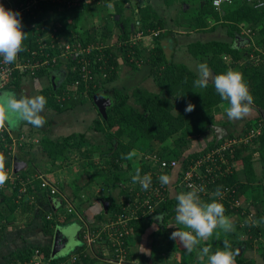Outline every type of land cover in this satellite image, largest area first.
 <instances>
[{"label":"trees","instance_id":"trees-1","mask_svg":"<svg viewBox=\"0 0 264 264\" xmlns=\"http://www.w3.org/2000/svg\"><path fill=\"white\" fill-rule=\"evenodd\" d=\"M21 1L24 0H13L12 2L18 3ZM81 1L82 4L74 10H70L59 3L41 1V11H44L46 14L51 13L50 19L44 20L43 14H38L35 17V14L32 12L22 17L21 20L24 26L23 31L27 33V38L24 41L25 50L21 53L30 56L28 53L29 49L33 50L38 46L36 39L37 29L44 23L51 21L54 22L53 25L58 26L59 34L67 37L70 41L78 39L83 41L85 45L88 43L104 42L101 38L102 36L99 37L98 35L97 26L85 27V30L80 32L81 12L87 10L90 5L89 0ZM165 1L170 6L176 5L174 0ZM203 1L204 3H202ZM94 2L97 3L96 1ZM128 2L129 0H117L114 3L115 12H113V15L117 17L116 24L120 30V41L122 43L118 50L114 45H107L105 43L107 45L106 47L102 48L100 51L97 50L93 52L92 58L97 59V57H102V59L93 65L92 79L90 80L89 87L86 88L83 83L78 90V95L62 101L63 104L58 101V97L54 96L58 93L60 95L63 89L67 88L68 85L81 76L79 68H73V66L76 65V61L68 60L66 63L67 68H64V70L61 68L63 65L61 64L62 62L57 63L53 68V70L56 69L59 76L64 74V81L61 86H57V91H54L53 87H48L46 91V95H48L46 98L48 104L58 111H61L66 108L76 107L87 100H92L94 102L92 97L98 90L109 88L106 84L115 81L119 77L121 65L127 64L136 67L138 64L145 63L150 72L156 77L161 91L155 93L141 88H135L133 90V94L136 96L135 104L129 102L130 95L128 92L124 91V88L119 89L114 87L110 90V94H112V103L107 109L108 116L105 118L100 113V118L95 120L94 126H92V129L104 134L101 146L103 145L105 149H102L101 153L106 154L101 155V157L103 156L104 162L100 165V168H98L99 166L97 161L94 160L93 155L99 147L94 144V146L90 148L88 151L89 155L86 156H88L89 165L95 166L96 172L92 174V172L87 169L88 179L89 181L105 179L111 186H119L122 190L124 186H127L132 181L131 176L135 174V170L131 173L133 160L122 159V156L128 154L133 149L146 153L152 147L153 141H158L163 144V150L160 152L161 156L167 159L176 158L183 161L185 157L184 149L187 147V143L192 139L191 136L204 134L208 129L211 130L212 128L210 125L216 123L215 108L217 105L227 102L220 98L212 82H209L205 89L194 87V80L197 78L198 74L183 63H175L171 56L167 54L165 46L160 42V39L167 36L170 29L166 24L167 19L164 18L161 14V10L158 8L150 4L137 8L141 29L144 30L145 34L156 32V35L153 36L154 46L144 51L143 46L141 45L142 47H140L138 45L141 40L137 43H133L132 36L135 34V22L138 19L132 22L134 15H127L124 13L125 4ZM187 4L194 14L191 15V18L190 15L187 16L190 18V23L188 25L192 30L216 32L221 26L227 30L229 36L227 39H221L220 37L217 38V35H215L214 37L216 38H212V40L205 42L196 40L190 43L189 51L202 63L207 62L209 68H212L214 75L225 73L228 69L241 72L249 85V90L254 100L253 104L261 109H257V111H259L256 116H249L248 120L245 121L246 129L244 134L251 128L258 126L259 123L263 124L261 127V134L254 138L253 150H249L250 146L243 142L241 145H236L233 154L229 156V161L236 164L234 171L218 179L216 183H214L216 188L218 186H222L221 188L225 186L235 187V189H237L235 196L242 198L245 189L244 183L252 181L254 173V153L258 152L260 158L264 162V6L257 7V5L264 4V0H233L231 3L223 5L221 9L214 7L213 0H181L179 9L183 12L185 10L187 11ZM97 7L103 10L99 6ZM132 7L130 6L129 8L132 10ZM72 12L73 14H71ZM110 15L111 14L102 15L101 24L106 28V33L105 35L103 34V37L106 38L111 37L113 34L114 26L113 23H111L112 19ZM211 18L213 20L212 29L209 28L208 23V20ZM176 23L181 24L179 21H176ZM244 30L247 31L245 35L243 32ZM242 34L254 40L248 47V50L235 46L236 37ZM120 41L117 42V45H120ZM52 53L57 54L55 51H52ZM225 54L232 56L231 62H227L224 59L223 56ZM120 60H122V63ZM102 71L105 73L103 76L104 86L103 83H101L102 80L96 78L102 76ZM48 72L49 69L42 68L32 77L43 76L48 74ZM12 83L18 84L19 79L14 77ZM86 91L87 94L85 95ZM50 94L52 97L49 96ZM189 103L195 106L194 110L190 113L185 112V108ZM173 109H178L179 113L174 114ZM76 137V135L72 134L62 141H54L49 137H44L41 140L44 153L53 167L57 166L56 161L63 159L66 153L77 145V142L71 141V139ZM82 137H85V135L83 134ZM8 139V142H10L11 138ZM5 142L6 141L2 140V135H0V147H3L2 144H5ZM207 142L209 143V147L207 146L202 148L203 150L194 151L187 156L198 157L208 148L216 147L219 143H216V138L214 139L212 137ZM238 162L239 167L237 168ZM151 166L152 163L143 160L137 168H140L141 175H144L151 169ZM105 180L102 184L107 183ZM37 181V185L39 189H41L40 182L39 180ZM14 183L15 190L12 194H3V192L0 191V197L3 198L5 203H0V205L5 208H0V221L3 218H6L5 220H7V222L14 219L15 211L19 205H23L25 210L31 209L33 207L30 206L31 197H36L39 191L32 187L29 188L27 192L22 193V185L16 180ZM37 185L35 188H38ZM122 185L123 187H121ZM73 187V194H79L81 189L77 181L73 183ZM256 188H260V193L264 194V186H256ZM124 191L126 193V190ZM261 194L258 195V198L261 197ZM59 196L60 195L57 197ZM200 196L202 199L208 198V200L204 201L209 203L212 202L213 199L217 200V197H213V195L205 197V195L200 194ZM106 200L110 201V204L107 211L102 204L103 208L99 214V220L101 221L99 223L113 218L116 213H124V209L121 207L122 202L118 203L117 200L109 196H106ZM176 204V197H170L157 210V213L163 215L164 223L159 224V228L155 234L165 239L170 237L167 224L169 219L175 214ZM221 204L225 212L233 213V211L229 209L227 201H223ZM56 214V212L53 213V218H48V214L44 216L42 231L45 236H52L55 228L66 222L67 218L61 223L57 222ZM108 214H110V216ZM78 220L81 221V219ZM153 223H155V219L150 216L133 221L132 226L134 232L132 236L130 235L128 237V240L132 241V237L143 235ZM81 224H83V221H81ZM233 224L238 229H241L239 220L233 222ZM84 228L85 226L82 228L80 235L82 242L85 240ZM247 229L250 230L248 238L240 241L235 239L228 242L232 250H237V247L242 244L250 246L257 238L259 239L262 232L260 224L252 225ZM1 234H4L2 226L0 228V235ZM35 239L38 241L35 243L31 242L24 250L13 253L9 259V263L14 260H19L21 262L30 261L33 259L36 250L40 252L41 258L45 262H48V264H67V260L70 259L72 255H78L79 258L70 264H91L94 261V256L90 254L85 242L77 250L67 255H57L53 257L51 253L52 242L44 244L43 240ZM215 241L216 240H214V242ZM220 244H222V241L217 240V245ZM127 245L129 246L130 243ZM223 247L224 244L214 249L215 251L217 249L222 250ZM259 250L264 259V245L261 246ZM128 257L130 258L131 254H129ZM236 263L249 264L248 260L244 258V254H239L236 257Z\"/></svg>","mask_w":264,"mask_h":264},{"label":"crops","instance_id":"crops-1","mask_svg":"<svg viewBox=\"0 0 264 264\" xmlns=\"http://www.w3.org/2000/svg\"><path fill=\"white\" fill-rule=\"evenodd\" d=\"M2 1L3 0H0V4ZM7 1L11 3L10 2L11 0H7ZM50 14L51 13H49L48 15ZM71 14H73V12ZM185 23L189 24V22H185ZM79 30L80 32H83L85 30V27L81 26L79 27ZM194 32L199 33L200 31L191 29V31H189L187 34L191 35L192 37L191 33ZM215 35H217L216 32ZM215 35H213L212 37H214ZM244 35L242 34L236 37L235 46L242 47L243 49L248 50V47L253 43L252 41L254 40L253 38ZM165 37H162L160 39V42L164 44L165 49L168 47L169 50L172 49L178 50L180 49V47H183L182 44H175V43L172 44V40L169 39L171 41L169 42V40H165ZM169 37L172 38V36ZM107 40L108 39H106V37H103L104 43H106ZM144 40L145 41L142 42L144 51L154 46V38L148 37L145 38ZM147 40L150 41V43L153 42V45L150 46L149 44H147L146 46L145 44ZM112 41H115L114 36H112ZM192 42L194 41L192 40L189 41L186 44L187 46L184 47L187 48V51L189 50V45ZM111 45L115 46L116 44L113 43ZM187 57H190L189 52L186 53V58ZM223 57L227 62H231L232 59L231 55L225 54ZM171 58L174 60L175 63H183L188 67H193L192 71L198 74V70H197L198 63H195V61L192 58H187L188 60L186 59L184 61H178L172 55ZM143 65L146 69H142ZM61 68L64 69L67 68V66H62ZM144 70H147V66L145 65V63L138 64V66L136 67L131 66V73L129 77L131 78L133 76L135 77V80L137 78H140L141 81L143 79L142 76ZM210 70L212 72V68H210ZM149 74L152 75L150 70H149ZM54 75H56L55 84L53 83ZM122 75L123 72L120 71L119 77H121ZM119 77L114 82L119 80ZM18 79H19L18 84L11 83L9 86L5 88H0V92L13 91L17 94L18 97L20 95H26V96L43 95L47 98L48 95H46V91L48 87H53L54 91H57V86H61V84L64 81L63 78L57 74L56 69L49 70L48 74H45L43 76L32 77L26 75V76H20L18 77ZM155 82H157L156 77H155ZM114 87L120 89V87L117 84H114L107 89L104 88L100 89L98 90V92L103 91L105 96H109L112 99V94H110V90H112ZM147 90L151 92L159 93L161 91V87L159 85V91L151 90V89H147ZM62 91H64V89ZM49 96L52 97L51 94ZM54 96L59 98V93ZM92 98L94 100V96ZM87 105H90V108ZM254 106L256 105L254 104L252 105V111L251 114L249 115L250 117L256 116L259 111V110L257 111V109H260L257 107L255 110L253 108ZM91 107L94 110H96L98 116H100L99 115L100 112L98 111L97 106L92 100H87L84 103L77 105L76 107L66 108L61 111H58L56 108L50 106L47 102L44 111L41 113V115L44 117L46 121L43 127L36 128L30 124H27L26 122H16L11 125H7L5 128L6 129L5 132L2 133L0 131V135L2 136L3 135L8 136L10 134L14 138H16L22 134H27L33 140L35 138L39 139V142L37 143L35 142L24 143L22 145H18L16 147L10 148L9 145H12L13 140L12 142L11 141L8 142L9 140L8 138L4 139L2 137V140L6 142L5 144H2L3 147H0V152H2L6 157V168L10 169V172L12 170L14 171V177H16V181H18L21 185L26 184L24 183V181H26L28 178H32L37 171H41L45 173L51 180H53L54 183L58 185L59 190L61 192L65 193L69 198H71V200L76 201L78 213L68 214L66 222L63 223L62 225H58L55 228V230L58 227L65 229L67 228L71 233L74 230V233L72 234V238H69L68 241L70 247L68 250L70 251V253L77 250L85 242V240L82 242L80 238L82 228L84 227V224H81V221L83 220L89 221V224L91 226H94L95 224L101 221L99 220V214L101 213V210L103 208L101 201L106 200V196H109L117 200L118 203H120L123 201L121 197L122 196L124 197L126 194L125 191L122 190L119 186L113 187L109 185L107 189L106 187H102L101 186L102 182L105 179H100V180L95 179L93 181H89L88 179V174L86 170L88 169L93 174L96 172V169L95 166L89 165V159L87 158L88 156H86L89 155L88 151L90 150V148L94 146V142L88 137L87 132L89 131L97 132L96 130H92V125L95 120L100 118V117L96 118L95 112ZM249 116H247V118ZM90 117L92 119V120L90 119L92 123L89 121ZM228 121L229 122L227 124H219V125L227 126L231 130L239 126L237 121H231V120ZM215 124H217V122ZM211 132H212L211 137L215 139L216 134L214 130L211 129ZM72 134L76 135L77 137L71 139V141L77 142V145L74 148L70 149V151L66 153L63 159L56 161L57 166L53 167V165L48 161V158L44 153L41 140L44 137H49L54 141H62L64 138ZM83 134L85 135V137H82ZM196 140L197 139L192 138L187 143V147L184 149L185 156L188 154H192V152L194 151L203 150L202 148L204 147L207 146L209 147L208 142L207 144L201 142L200 143L201 148H199L200 146L198 147L199 144L197 143ZM99 142H103V139H100ZM152 144H153L152 147L148 151L156 150L161 152V150H163L162 148L163 144L159 143L158 141H153ZM136 152L137 155H139V158H142V161L143 160L145 161V159H143V156H145L147 152L142 153L138 150H136ZM256 153L257 155L255 158ZM256 153L253 155L254 173L252 176V181L251 182L248 181L244 183L245 189L242 198L243 200L245 199V201H247V203H249L251 206H253L254 209L256 208V211L261 209L262 213L259 211L260 213L258 212L257 214L258 220L260 221L262 218H264V211H262L263 207L261 208V204L262 202H264L263 200L264 196H262V194L260 193L259 191L260 188L258 189L256 188V186L260 187L264 185L261 182L262 177L260 176L262 171V168H260L262 159L260 158L259 153L258 152ZM96 154L97 151L93 155V158L94 160L97 161V164L99 166L98 168H100V165L103 164L104 160L103 158H100L101 157L100 155L97 157ZM134 158L135 157H133L132 159ZM238 167H239V162L237 163V168ZM70 171L71 173H69ZM29 181H28L29 188L34 187L35 190L36 189L39 190L37 192L36 197L33 196L31 197L30 206L33 207L31 209L25 210L23 208V205L21 206L19 205L15 211L14 219L7 222V220H5L6 218H3L0 221V228L2 226V228L4 229V234L0 235V264H12L13 262H15L14 260L9 263V259L11 258V255L15 252L24 250V248L30 245L31 242L32 243L37 242L38 240H36L35 238L43 240L44 244H48L51 242L53 244L54 234L52 236L49 235L45 236L42 231V227L44 224L43 219L44 216H46L47 214L53 216V213L57 211V209L61 204L59 201L60 198L57 196L48 195L43 190L39 189V186L37 185L38 181L36 179H33L30 182ZM75 181L79 183L81 189L79 191V194L77 195L73 194V190H74L73 183ZM13 183L14 182H10L8 180L5 183L6 186L0 187V191H2L3 194H12L15 190V186H14L15 183L14 184ZM36 185L38 188H35ZM181 192H187V190H180L175 186L174 183H172V188L170 190V197H176ZM260 194L261 197L258 198L259 197L258 195ZM51 198H54L56 200V203H53ZM202 200H208V198H204ZM1 202L5 204L2 197H0V203ZM0 208L5 209L4 206L2 205H0ZM224 214L231 218L232 223L238 220L235 213L225 212ZM172 218L169 219L168 222L169 227L173 225L174 228L186 230L184 229L183 225L177 224L176 220ZM78 219H81V221H79ZM17 223H20V226ZM168 224H167V229H168ZM259 224L262 230L259 239L257 238V240L251 243L250 246L242 244L237 247L238 250L240 249V254H244V258L248 260L249 264H264V259L261 256L259 250L260 247L264 245V223H259ZM158 228H159V223L155 221V223H153L143 235L137 236L135 239L134 237H132L131 240H132V244L134 245H132L130 241L129 254H131V257L130 258L128 257V259H130L131 261L128 264H152L153 257L155 256L162 257L163 260L160 261L159 264H201L197 256V251L199 249H202L203 247H210L211 253H214L216 249L215 246H217V240H221V241L224 240L227 242H230L231 240H235V239L236 240L238 239L239 241L242 240L241 239L242 233L235 225H234V231L229 233H225L222 230L217 229L213 233V235L209 237L207 240H202L200 244L197 246V250H194L191 253L192 255L188 256L187 258L185 257L187 251L181 245L180 241L170 239V237L165 239L162 236L155 234ZM150 229L152 230L150 231ZM168 233L170 234L169 236H171L172 232L170 233V231H168ZM135 240H137V246H135ZM214 240L216 241L214 242ZM244 245L245 247L243 249L242 247ZM95 251H97V255L96 257L94 256V261L91 264L109 263L108 259L112 256V254L110 248L106 243L100 242L96 246ZM187 260L189 261L187 262ZM157 261H159V259H157L154 264H156ZM204 264H207V257H205Z\"/></svg>","mask_w":264,"mask_h":264},{"label":"built area","instance_id":"built-area-1","mask_svg":"<svg viewBox=\"0 0 264 264\" xmlns=\"http://www.w3.org/2000/svg\"><path fill=\"white\" fill-rule=\"evenodd\" d=\"M52 2L59 3L66 6L70 10H74L76 7L82 4L81 0H24L18 3L10 1V5L6 9H11L20 13V18L25 17L29 13H34L35 17L38 14H43L44 20L48 19L49 13L41 11L42 7L40 2ZM233 0H213V5L217 9H221L223 5L231 3ZM50 19V18H49ZM138 21V20H137ZM136 25H140L141 22H137ZM54 22L44 23L37 29L36 39L37 48L29 49L28 54H18L16 61L13 64H6L3 62V58L0 57V88H5L12 83L14 77L20 76H33L38 70L47 68L52 70L57 63L62 62V66H67L68 60H75L76 65L73 68H79L80 77L67 86L64 91L59 95V102L69 97L77 96L80 86L84 83L88 88L90 80L92 79L93 65L102 59L92 58L94 51L101 50L107 45L104 42L88 43L84 44L81 40L70 41L67 37L61 36L58 32V26L53 25ZM244 32H247L244 30ZM156 35L154 33L145 34L141 27L135 31L132 41L137 43L144 38H150ZM120 41V46H121ZM57 52V54L52 53ZM226 58V57H225ZM17 73V74H16ZM105 75L104 71L101 72ZM98 78V77H96ZM99 79V78H98ZM96 86V85H95ZM87 94V91L85 95ZM262 123L258 126L251 128L246 134L242 136L228 135L223 138L216 147L208 148L204 153L198 157H184V160H178L176 158L167 159L161 156L158 151H151L146 154L145 161L152 163L151 169L146 173L152 177V183L150 188L145 191L138 183L132 181L123 188L126 190L127 197L123 199L121 207L124 209V213H116L114 217L101 223H97L91 226L88 221H83L85 230V243L89 251H95L96 246L100 242H104L111 250L112 256L108 259L110 264H125L128 259L130 247L127 245L130 243L128 237L134 232L132 222L144 217H152L157 214L158 208L170 198V190L172 183L175 184L180 190L190 191L189 185L203 186L204 191L200 194L209 196L216 191L214 183L229 173H232L236 164L229 161L230 154H233L236 145L243 142L248 146H254V138L261 134ZM5 130L1 131L2 133ZM4 139L11 138L12 145L10 148L22 145L24 143L39 142V139L34 140L27 134H22L16 138L11 136H2ZM10 176L9 181L14 182V171L10 172V169L6 168ZM162 174L170 176L171 180L169 185L162 186L158 177ZM39 180L41 190L48 195L59 196L60 206L56 211V219L59 223L67 218L68 214L78 213L77 203L71 200L65 193L59 190L56 183L53 182L45 173L37 171L32 178H28L22 185L21 192H27L29 190L28 181ZM29 181V182H30ZM6 186V184H4ZM3 186V187H4ZM222 195L217 197V201L222 203L227 201L229 209L235 213L239 220V226L241 229V239L248 238V227L256 225L254 223L255 214L253 208L249 203L244 202L242 198L235 196L237 189L225 186L221 188ZM58 194V195H57ZM246 203V204H245ZM63 208V209H62ZM241 209V210H239ZM54 216L49 215L48 218ZM246 228V229H244ZM129 248V249H128ZM91 254V253H90ZM97 255V251L94 252ZM79 258L78 255H72L70 261L74 262ZM69 260V259H68ZM45 264V261L41 258L40 252L35 251L32 260L27 262H21L19 260L12 264ZM48 264V262H46Z\"/></svg>","mask_w":264,"mask_h":264},{"label":"clouds","instance_id":"clouds-1","mask_svg":"<svg viewBox=\"0 0 264 264\" xmlns=\"http://www.w3.org/2000/svg\"><path fill=\"white\" fill-rule=\"evenodd\" d=\"M264 4L257 5V7ZM23 24L20 13L6 9L0 4V57L6 64H13L18 54L24 51V41L27 33L23 31ZM198 76L194 80V87L205 89L209 82L215 86V91L223 101H227V118L231 121H238L251 114L253 97L249 90L243 74L239 71L228 69L225 73L214 75L207 62L199 63L197 66ZM47 99L43 95L19 97L13 91L0 92V131L5 130L7 125L16 122H26L36 128H41L46 123L41 113L44 111ZM194 105L189 103L185 112H192ZM137 155L135 149L122 156V159L131 160ZM10 179L6 169V157L0 152V187ZM133 183H138L143 190L147 191L152 183L150 174L141 175V169L136 168L135 174L131 176ZM162 186L169 185L170 176L162 174L158 177ZM190 191L181 192L176 196L175 220L184 229H177L172 232L170 239L179 240L188 253L197 250L202 240H207L213 233L220 229L225 233L234 231L231 218L226 216L223 205L216 199L212 202H205L201 199L200 193L205 189L203 186L189 185ZM221 187L218 186L212 193L213 197L222 195ZM161 214V213H157ZM85 221V220H83ZM84 223V222H83ZM254 223H264V218ZM59 224V223H58ZM218 235V233H217ZM210 247H203L197 251L198 259L204 264L207 257V264H236V257L239 250H232L231 245L224 241L223 249H217L211 253Z\"/></svg>","mask_w":264,"mask_h":264},{"label":"rangeland","instance_id":"rangeland-1","mask_svg":"<svg viewBox=\"0 0 264 264\" xmlns=\"http://www.w3.org/2000/svg\"><path fill=\"white\" fill-rule=\"evenodd\" d=\"M89 1H90V3H89L90 5H89L88 9L83 11V12H81V15H82L81 18L82 19H81V22H80V26H84V27H87V28H89L91 26H97L98 35H99V37L102 36L101 38L103 39V34L105 35L106 28H105L104 25L101 24L102 23V15L103 14H107V15L111 14L110 15V17L112 19L111 23H113V26H114L113 27V34L111 35V37L106 38V39H108L106 44L111 45V44L115 43L116 44L115 47L118 50L120 48V45H117V42L120 41V30L118 28V25L116 24L117 17H115V15H113L114 14L113 12H115L114 3L117 0H89ZM94 1H96L97 3H95ZM180 1L181 0H174L176 5L170 6L165 0H129V2L127 4H125L124 13L127 14V15H134V18H132V22L133 21L135 22V20L139 18L138 14H137V8L138 7L144 6L146 4H150L153 7H156L159 10H161V14L164 16V18L167 19L166 20V22H167L166 24H167L168 28L170 29V32H169L168 36L165 37V40L171 39L172 40V44L175 43V44H182L183 45V47H180V49H178V50H176V49L169 50V48L167 47L166 48L167 54L169 56L172 55L178 61H184L187 58H192L195 61V63L199 64V63H201L200 60L195 58L194 56H192V53L189 50L187 51V48H184V47L187 46L186 44L189 41H191V40L192 41L201 40L202 42H205V41L212 40L211 38L220 37L221 39H227L229 36L227 34V30L220 26L218 28V30L216 31L218 33L216 37H212L213 35H215V32H212V34H211V31L199 32V33H197V32L195 33L194 32V33H191L192 34V37H191V35L187 34L189 31H191L190 26L188 24H186L185 22L189 21V19L191 18V15H194V14H193V11L190 10V7H189L188 4L186 6L187 7L186 8L187 11L185 10L183 12L181 9H179L180 8ZM1 4H3L5 8H8L9 5H10V3L7 0H3L1 2ZM97 6H99L103 10L98 9ZM130 6L131 7L134 6V7H132V10L129 8ZM188 15H190V18L187 17ZM46 18H47V15H46ZM49 18H50V16H48V19ZM176 21L181 22V24L180 23H176ZM137 22H139V19H138ZM189 23H190V21H189ZM208 23H209V28L212 29V26H213L212 18L208 20ZM138 27H141V25H136L135 30H137ZM112 36H114V40L115 41H112ZM169 36H172V38H170ZM132 38H133V36H132ZM150 38H153V37H150ZM144 39H141V41L139 40L140 42H139L138 45L140 47H142L141 45H142V42L145 41ZM169 42H171V41L169 40ZM147 44L152 46L153 42L150 43V41L147 40L145 45L147 46ZM187 52H189V56L190 57L186 58V53ZM120 61L122 63V60H120ZM142 67H143L142 69H146L144 67V65ZM189 68L191 70H193V67H189ZM120 71L123 72V75L121 77H119V80H117L116 82L113 81V82H109V83H107V84L105 83V84H106L107 87H111L112 85L117 84L120 88H122V89L124 88V91L128 92L129 95H130L129 102L131 104H135L136 103V96L133 94L134 88H138L139 87V88H142L144 90L151 89V90L159 91V85H157L158 83L155 82V76L153 74L152 75L149 74V68L148 67H147V70H144V73H143V76H142L143 79L141 81H140V78H137L135 80V77H133V76L131 78L129 77L130 73H131V66L130 65L126 64V65L121 66V70ZM61 72H64V71H61ZM103 76L104 75L102 74L101 77H98L99 80H102L101 83H103V79H104ZM61 77L64 79V74L61 75ZM103 86H104V83H103ZM87 106H89V108H90V105H87ZM227 107H229L228 102H224V103H222L220 105H217V107L215 108V118H216V116L218 118V119L216 118L217 119L216 120L217 124H227L229 122L228 121L229 119L227 118L226 111H225ZM253 108L255 109L257 107L254 106ZM93 111L95 112L96 118L100 117V116H98V113L96 112V110L93 109ZM173 113L174 114H178L179 113L178 109H173ZM216 113H217V115H216ZM90 119H91V117L89 118V121L92 123V121H91L92 119L91 120ZM226 119H228V120H226ZM246 120H248L247 117L244 118V119L238 120L237 122H238L239 126L237 128H235V129H233V130H231L229 128L230 135L231 134L235 135V136L244 135V132H245V129H246V126H245V121ZM92 126H94V122H93ZM92 130H94V129H92ZM240 134H242V135H240ZM87 135L94 142V144L99 147V149H97L96 156L98 157L99 155L100 156L103 155V154L105 155L106 153H101V150L105 149V147L103 145L101 146L102 143L99 142L100 139H103L104 134L99 132V131H97V132L89 131V132H87ZM211 136H212V132H211V130L208 129L204 134L193 136L191 138L197 139L196 141L199 144L198 147L200 146L199 148H201L200 143L204 142L205 144H207V141H209L208 138H210ZM249 148H250L249 150L252 151L254 147L251 145ZM95 150H96V148H95ZM256 155H257V153L255 154V158H256ZM145 156H143V159L145 158ZM100 158H102V157H100ZM132 160H133V167L131 169V173H133L134 170L141 164L142 158H139V155H136L135 158L132 159ZM140 160H141V162H140ZM91 168H93V167H91ZM260 168H262L261 175H260L262 177L261 178V182L264 185V163L262 162V160H261V167ZM92 170H94V169H92ZM69 173H71V171ZM105 182H107V183H105L106 185L102 184V187H106V189H107L108 186L110 185V183H108V181H106V180H105ZM121 187H123V185ZM123 190H125V189L123 188ZM262 196H264V194H262ZM126 197H127V193L125 194L124 197L122 196L121 198L125 199ZM244 202L247 203V201H245V199H244ZM262 207H263L262 211H264V202H262V204H261V208ZM252 208H253V213L255 214L254 222L255 221H259L258 217H257V214H258L259 211L261 212V209L256 211V208L254 209L253 206H252ZM108 215L110 216V214H108ZM175 215L176 214L173 215L172 219H175ZM228 215H230V214H228ZM17 224L20 226V223H17ZM151 230L152 229H150V231ZM176 230H177V228H174L173 225L169 227V224H168V231H170V233L174 232ZM186 230H188V229H186ZM65 231H66V235L69 236V238H72V234L74 233V230L71 233L66 228ZM240 232H241V230H240ZM135 238H136V236L134 237V239ZM223 242H224V240H222V244L217 245L215 247L217 248L219 246H223V244H224ZM131 244H132V241H131ZM132 245H134V244H132ZM214 245H215V243H214ZM135 246H137V240H135ZM94 252L95 251H91V255L96 257V254H94ZM191 255H192L191 253L186 252L185 257L188 258V256H191ZM194 257H195V255H194ZM157 259H159V261H157L156 264H159L160 261L163 260L161 256L160 257H156L155 256V257H153L152 264H154ZM130 261H131L130 259H127V263H125V264H128ZM188 261L189 260H187V262ZM66 263L70 264L71 263L70 259L67 260ZM45 264H46V262H45Z\"/></svg>","mask_w":264,"mask_h":264},{"label":"water","instance_id":"water-1","mask_svg":"<svg viewBox=\"0 0 264 264\" xmlns=\"http://www.w3.org/2000/svg\"><path fill=\"white\" fill-rule=\"evenodd\" d=\"M53 83L54 84L56 83V75H54ZM94 103L97 106L98 111L105 118H107L108 116L107 109L112 103L111 97L105 96L103 91H99L94 95ZM210 126L216 134V143H218L226 136L230 135V130L227 126L219 125V124H211ZM51 200L53 201V203H56V200L54 198H51ZM102 204L107 211L110 201L102 200ZM153 218L159 224L164 223L162 214H156L153 216ZM64 230L65 228H60V227H58L55 230L53 244H52V252H51L53 257L57 255L60 256L61 254L67 255L68 253H70V251L68 250L70 248L68 244L69 236L65 234ZM244 247L245 245L242 248L244 249Z\"/></svg>","mask_w":264,"mask_h":264},{"label":"flooded vegetation","instance_id":"flooded-vegetation-1","mask_svg":"<svg viewBox=\"0 0 264 264\" xmlns=\"http://www.w3.org/2000/svg\"><path fill=\"white\" fill-rule=\"evenodd\" d=\"M202 3H204V1L202 2ZM136 23V22H135ZM152 218H153V216H152ZM61 256V255H60Z\"/></svg>","mask_w":264,"mask_h":264}]
</instances>
